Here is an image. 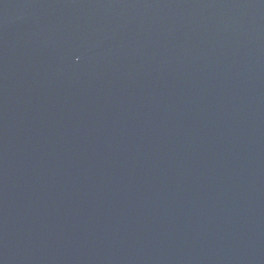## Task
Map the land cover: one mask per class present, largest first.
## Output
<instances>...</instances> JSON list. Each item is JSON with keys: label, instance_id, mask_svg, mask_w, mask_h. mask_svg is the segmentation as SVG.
Here are the masks:
<instances>
[{"label": "water", "instance_id": "95a60500", "mask_svg": "<svg viewBox=\"0 0 264 264\" xmlns=\"http://www.w3.org/2000/svg\"><path fill=\"white\" fill-rule=\"evenodd\" d=\"M0 264H264V0H0Z\"/></svg>", "mask_w": 264, "mask_h": 264}]
</instances>
